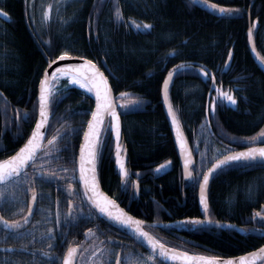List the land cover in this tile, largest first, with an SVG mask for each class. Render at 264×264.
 I'll return each instance as SVG.
<instances>
[{
	"label": "trees",
	"instance_id": "obj_1",
	"mask_svg": "<svg viewBox=\"0 0 264 264\" xmlns=\"http://www.w3.org/2000/svg\"><path fill=\"white\" fill-rule=\"evenodd\" d=\"M208 1L240 11L214 16L188 0H0V161L21 146L33 126L39 80L48 60L64 52L85 56L105 72L115 99L124 101L122 138L133 168L148 173L156 164L170 161L168 174L158 179L161 191L154 182L153 195L168 196L165 205L176 216L198 215V183L186 181L181 192V167L162 108L161 85L168 71L185 66L170 84L169 100L196 157L193 178L199 179L206 166L225 151L223 143L241 148L240 142L231 140H251L264 128V74L247 46L251 28L264 59V0ZM145 24L151 28H144ZM230 50L232 59L225 67ZM201 68L215 74V91L211 78L205 80L199 74ZM65 84L60 80L52 87L48 134L55 140L37 162L68 178L56 179V184L36 182L33 221L18 233L23 235L22 243L10 240L9 249L0 232V264H60L66 247L81 244L84 230L94 220L95 214L78 193L72 218H66L64 190L75 179V158L93 99ZM225 93L236 99L234 107L222 98ZM210 97H221L214 115L209 110ZM22 112L29 113L27 122L19 118ZM18 129L22 136L17 135ZM101 141V147L106 145L111 151L110 133L103 131ZM101 175L103 183L113 188L115 177L107 163ZM27 187L25 191L13 188L12 198L0 200L4 217L22 216ZM208 202L211 218L246 230H263L264 220L253 221L252 216L264 205V163L233 164L214 176ZM137 203L129 212L139 216L160 208L148 196ZM154 236L167 246L216 257L242 254L264 244V236L215 228L185 232L157 228ZM46 251L49 259L41 255Z\"/></svg>",
	"mask_w": 264,
	"mask_h": 264
},
{
	"label": "snow or ice",
	"instance_id": "obj_2",
	"mask_svg": "<svg viewBox=\"0 0 264 264\" xmlns=\"http://www.w3.org/2000/svg\"><path fill=\"white\" fill-rule=\"evenodd\" d=\"M221 13H229L232 14L234 12H239V9H218ZM6 15V13H5ZM135 27L139 28V25H135ZM144 28H151V25L145 24ZM249 38L251 39L252 30L249 29ZM68 58V53L64 52L62 55L57 56L55 60L51 61L49 64V69L53 67V65H57L59 61H64ZM228 62L225 63V67H228L230 61L232 59L231 50L228 52ZM83 61L82 65L74 66L72 64L66 65L65 68L55 67L53 71V75L56 73H64V75L72 76L71 83L78 85L80 88L86 89L89 93L95 91V101L96 106L95 110L91 112V119L87 121V129L83 130V138L85 143L80 146V155H79V171H80V180L83 181L85 186V195H87V191H91L92 195L88 196L87 199L91 201V204L94 206L96 210L102 215H105L106 218L119 223L125 227H131L135 225V231L142 237L147 239V243L152 247L153 250L156 249L157 245H159L160 254L166 255L164 251V245L160 244L159 241H154L147 232L143 231L140 228V225L143 223L140 220H134L133 217L127 215L124 212V209L118 208L115 200L109 199L106 195L100 193L98 191L99 182L97 179V159L99 155H102V141H101V132L102 130L105 133H110L115 140V164L118 166V174L121 177L127 176L128 172L125 170V159L122 157L121 153L124 149L121 147V120L120 114L116 111V106L111 103L108 98V93L110 91L108 85V77L104 75V72L97 67L96 64L93 63L92 60H84L83 57L80 58ZM87 66L91 69L90 76H82L76 75L74 72L67 71L66 69H73L74 67H83ZM191 68V66H188ZM185 66L183 64L177 65L173 71H168L167 76L163 78L162 81V92L164 102L167 105L168 111L167 115L170 117L172 128L175 130L177 128V119L175 114L172 111V106L168 104L169 98V88L170 84L174 78V76L180 71L184 70ZM195 70V69H193ZM199 74L207 80L209 77L213 82L212 91H215V82L216 76L215 74L208 73L205 69L201 68L198 70ZM47 73L48 69H45L44 78L39 80V119L35 123V130L32 132L31 137L28 139L27 143L19 148V151L12 157H10V163L7 165L9 170L4 172L2 169L4 165H0V181H8L13 178H20L21 176L27 177L26 169L28 167H32L36 170V161L40 159L37 155V150L40 149V144L37 142V138H43L44 132L47 131L45 125L48 123V112L46 111L48 105V89L46 87L47 84ZM111 75V73H109ZM115 79V77H113ZM91 81V82H90ZM223 99H226L230 104L236 105L237 101L232 95L223 94ZM211 99L210 111L214 115L216 112V107L219 99L221 97H217L215 99ZM123 107V106H121ZM25 115H28L27 113ZM105 117H108V123H105ZM43 130V131H41ZM74 132L80 131L79 129H74ZM17 135L22 136V132L18 129ZM177 143L180 145L181 150L184 148V143L181 140L179 133L177 131L176 137ZM239 139L233 138L231 143H238ZM100 149V151H98ZM261 163H264V148H249L245 152L231 153L228 155H224L222 159H216L214 163H212L211 167L207 169L206 172L203 173L202 181L198 178H193L192 173H188V177L192 179L193 183L199 184V203L202 206V214L205 216V220L200 219H191L185 220L184 223L194 224V225H202L204 223H211L212 221L207 219V214L209 212V202H208V188L210 183V178L218 175L220 172L226 170L231 167L233 164H241L242 166H250L257 162V160ZM190 163V161H185V166ZM167 165H160L156 171H161ZM37 175L42 179H50V177L44 176L42 172H38ZM29 182H31V178H28ZM138 188V182H135ZM122 189L127 190V185L122 184ZM33 201L36 200V195L33 193L32 196ZM113 208H118L117 211H112ZM32 209L29 208V213H31ZM91 214V213H90ZM25 223L28 222V218L25 217ZM6 227L11 228H19L21 225L19 223L8 224L6 221L4 222ZM172 259L180 260L183 259L185 264H192L193 261L202 262V264H219L217 258H207V257H192L189 256L186 252L182 254V256H173ZM64 264H70L69 260L65 259ZM224 264H233L232 261H225ZM243 264V260L241 261Z\"/></svg>",
	"mask_w": 264,
	"mask_h": 264
},
{
	"label": "water",
	"instance_id": "obj_3",
	"mask_svg": "<svg viewBox=\"0 0 264 264\" xmlns=\"http://www.w3.org/2000/svg\"><path fill=\"white\" fill-rule=\"evenodd\" d=\"M188 1L191 2L194 6L198 7L199 9H201V10L207 12V13H210V14H212L214 16H233V13L232 14H229L227 12L221 13L218 9L219 8H223V7L218 6V5L214 4V3H211V2H209L207 0H188ZM248 33H249V29H248V32H247V46H248V49H249V53H250L251 58L253 59L254 63L256 64L257 68L264 74V59L261 57V55L258 53V51L256 49L253 34H252L251 39H250ZM60 55H62V54H60ZM60 55H58V56H60ZM81 57H83L84 60H92V59L87 58L85 56L73 55V54H69L68 53V58L67 59H65L64 61H59L57 63V65H53V67L51 69H49V64H51V61L55 60L56 57L54 59H52V60H48V62H47V66L45 67V69H48L46 87L48 89L47 95H48L49 99H48V105H47L46 111L48 112L49 119H48V123L45 125V127L47 128V131L44 132L43 138H39V137L37 138V142L40 144V149L37 150V155L39 153H41V151L43 149H45L48 145H50L55 140V138H53V139L49 140L47 143H45V140L47 138L49 120H50V109H49L50 88H51L50 87V83L55 78V76L52 73L55 70V67L65 68L66 65H68V64H72L74 66L82 65L83 61L80 59ZM93 63L96 64L98 68H100L99 65L95 61H93ZM45 69L43 70L41 78H44ZM73 69L77 70V72L80 75H82V76H90V74H91V69L89 67H87V66L78 67V68L74 67ZM100 70L103 71L101 68H100ZM171 71H173V70H171ZM104 75L107 76L105 74V72H104ZM166 76H167V74H166ZM108 85H109V89H110V91L108 93V98L111 101V103H113L116 106V111L120 114V112L125 109L124 101L123 100H115L114 93H113L111 84L109 82V79H108ZM91 93L93 95V108H92V111H94L95 110V106H96L95 91H93ZM36 102H37V112H36V117H35L34 124H33L32 128H31V131L29 132L27 138L21 144L20 147H23L27 143L28 139L31 137L32 132L35 130V123L39 119V86H38V91H37V96H36ZM161 103H162L163 112L165 114V117L167 119L170 131H171V135H172V138H173L174 146L176 148V153H177V156H178V159H179V163H180V166H181V169H182L183 177L186 180H190V178L188 177V173H191V167L195 163V158H194L193 152H192V150L190 148L188 139H187V137H186V135L184 133L183 127H182V125H181V123H180V121H179V119H178L173 107H172V111L175 114L176 119H177V128L175 130L172 128L170 117L167 115L168 108H167V105L165 104L164 98H163L162 85H161ZM168 104H170L172 106L169 98H168ZM121 106H123V107H121ZM26 113L28 115H25ZM26 113H23L22 116H21L23 121H27V118L29 116V113L28 112H26ZM89 119H91V113H90V116H89L88 120ZM107 120H108V117H105V123H106ZM120 120H121V116H120ZM86 129H87V123L85 125L84 130H86ZM41 131H43V130H41ZM177 131L179 133V136H180L181 140L184 143L183 150H181L180 145L177 143V140H176ZM101 134H102V132H101ZM111 138L113 140V147H114V150H115V140H114V137L112 135H111ZM263 142H264V129L260 133H258L251 141H249V142L245 141L244 144L246 146L244 148L225 153V154L221 155L220 157H218L217 159H222L224 155H228V154H231V153L245 152L249 148H255V149L264 148V143ZM83 143H85V141H84L83 133H82V136H81V139H80V143H79V146H78V150H77L76 160H75L76 175H77V180H78V183H79V186H80V190H81L82 195H83L87 205L89 206V208L100 219L105 220L110 225H112L114 228L120 230L122 233H124L127 236L131 237L137 244H139L141 247H143L146 251H148L154 258L159 260L161 263H163V264H185V261L183 259L174 260V259H172V257L173 256H177V255L182 256V254L185 253L186 251H183V250H180V249H177V248H173V247H169V246L164 245V251L166 252V255H161L160 254L159 245H157L156 249L153 250L152 247L147 243V239L142 237V236H140L135 231V225H133L131 227H125L123 225H120L119 223H116V222L106 218L105 215L100 214L98 212V210H96L94 208V206L91 204V201H89L87 199V197L92 195V193H91V191H87V195H85V192H86L85 186L83 184V181L80 180L79 155H80V146ZM121 147L123 148L122 123H121ZM19 148L14 153H12L10 156H8L7 158H5L2 161H0V165H4V167L2 169L4 172H7L9 170L7 165L10 163V157L14 156L19 151ZM121 155H122V157L124 159H126V152L125 151L123 153H121ZM114 156H115V153H114ZM185 161H190V163H188L187 166H185ZM214 162H215V160L212 163H214ZM257 162H260L259 159L257 160ZM212 163L206 168V170L204 172H206L207 169L211 167ZM115 168H116V170L118 172V166L116 164H115ZM39 172H42L44 174V176H47V177H50V178H52L54 176L50 172H45V171H39ZM37 173L35 174V177L36 178H40L37 175ZM96 175H97V172H96ZM125 177H127V176L121 177V180H123ZM202 177H203V174H202V176L200 178L201 181H202ZM60 178L65 179V177H60ZM13 179H11V180H13ZM97 179H98V176H97ZM212 179H213V177L210 178V182H211ZM11 180L0 181V185L5 184V183H7V182H9ZM98 182H99V179H98ZM74 191H75V187L73 185H69V187L66 189L65 193H66L67 196L72 197ZM98 191L100 193L106 195L109 199L114 200L112 197H110L103 190V188L101 187L100 182H99ZM136 191H137V188H136ZM33 193H35V195H36V200L35 201H33V199H32ZM207 195H208V193H207ZM197 203H198V208H199V211H200L202 217L201 218H191V219L205 220V216L202 214V211H203L202 206L199 203V184H198V187H197ZM116 204L118 205V208L124 209L123 207H121L117 203V201H116ZM36 205H37V194H36L35 191H32L30 193L29 197H28L27 210H26V213H25L24 217L21 220L10 221V220L6 219L5 217H3L1 215V213H0V228H2L3 230H5L7 232H13V233L19 232V231L25 229L32 222V219H33V216H34V213H35V210H36ZM30 207L32 209L31 213H29V208ZM118 208H113L112 211L115 212V211L118 210ZM72 211H73V202H72V200H70L68 202V210H67V216L69 218H70V216L72 214ZM124 212L127 215L133 217L134 220L142 221L141 219H138V218L134 217L133 215H131L125 209H124ZM261 212L264 213V206L261 207ZM25 217L28 218V222L27 223L24 222ZM258 217H261V218L263 217L264 218V215L263 214L260 215L258 213L255 216H253V219L258 218ZM191 219H189V220H191ZM207 219L211 220L212 222L211 223H207L206 222V223H204L202 225H194L193 224L192 227L193 228L194 227L217 228V229H223V230H232V231H235V232H237L239 234H242V235L253 234V235H257V236H264V230L263 231H259V230H256V229L245 230L240 225L235 224V223L226 222V221H219V220H212V219L209 218V214H207ZM185 220H187V219L176 220V221H167V222H161V221H159V222H146V221H142L143 223L140 225V228H142L143 231L147 232L149 234V236L154 241H157L144 228V226H154V227H159L161 229H177V230H180L182 228H184V229L186 228L185 227V223L183 222ZM5 221L8 224L19 223L21 225V227H19V228L6 227L5 223H4ZM89 233L90 232L87 231L85 234L88 235ZM79 252H80V247L78 245H76V244L75 245H69L66 248V250H65V252H64V254L62 256L60 264H64V260L65 259L69 260L70 264H77ZM186 253L189 256H192V257H207V258L215 257V258L218 259L219 264H224L225 261H232L233 264H241L242 260H243V264H259V263L264 261V244L260 245L259 247L255 248V249H252V250H250L248 252H245V253H242V254H238V255H234V256H228V257L205 256V255H199V254L190 253V252H186ZM192 264H202V262L193 261Z\"/></svg>",
	"mask_w": 264,
	"mask_h": 264
},
{
	"label": "flooded vegetation",
	"instance_id": "obj_4",
	"mask_svg": "<svg viewBox=\"0 0 264 264\" xmlns=\"http://www.w3.org/2000/svg\"><path fill=\"white\" fill-rule=\"evenodd\" d=\"M24 122H27V121H24ZM226 146L228 147L227 151L234 150V149L229 148L228 144ZM243 147L245 146L242 145L241 148ZM123 149L125 152L127 151V148L125 147V145L123 146ZM237 149H240V148H237ZM98 151H100V149H98ZM114 153H115V150L113 147V143H112L111 151H110V148H107L106 150V145L102 146V155H99L97 159L98 179L101 184V187L108 192L107 194L110 197H112L115 201H117L128 212L130 210L132 211L133 206H136V204H138L137 202L139 201V198L142 199L146 196L153 199L160 206V208L155 206V208H153L151 211H147L146 213L141 212L140 216L129 212L134 217L139 218L146 222H152V221L167 222V221H176V220H182V219L199 218L202 216L200 212L198 215L189 216V215L184 214L181 216H176L167 207V205H165V202L169 201L168 196L163 197V194H161L160 197H157L156 195L155 196L153 195L152 190L154 189L153 188L154 182H156L155 184L158 185L159 190L161 191L162 185L158 183V179L168 174L169 170L172 167V164L170 161H165V162L156 164L155 168L153 167V171L151 169V171L148 173H139L137 169L133 168L129 160V157L127 156V153H126L125 170L128 172V175L123 180H121V177L115 168ZM105 163H107V165L110 168L111 173L115 177V185L113 188L107 182L103 183V180H102V175H101L102 167ZM160 165H167V167H164L161 171H156V169ZM36 170H47V169L44 165H41L38 162H36ZM36 170H34L32 167H29L28 170L26 171L28 176L31 174L29 176L31 178V182L28 183V185L30 184L31 187L34 184V181H35V184L37 181H39V180L36 181V177H34L35 175H33ZM50 172L54 173V171H50ZM48 180L50 183L56 184L55 183L56 179L54 177ZM135 182H138V188ZM181 182H182L181 192H183L184 187H185V181L183 180V178ZM7 184H10V182ZM122 184L127 185L126 191L122 189L121 187ZM78 188H79V185H78ZM136 188H137V191H136ZM90 212L92 211L90 210ZM156 214H158L161 217L159 220L148 218V217L154 218L156 217ZM66 218L68 221H70L72 217L69 218L66 213ZM10 220L13 221L14 219H10ZM260 220H264V219H260ZM185 225L187 226V229L182 228L180 230H177V229H172V230H174V232H181V231L185 232V231H193L195 228H197L195 227L194 229H192L193 228L192 224H189V223H185ZM144 228L153 235L154 233L157 232V227L144 226ZM198 228H203V227H198ZM24 230L13 233V232H7L3 230L2 228H0V232H3L4 234L2 238L5 239V242L7 244L6 246L7 249L11 247V244L9 243L10 240L18 239L19 244L22 243L23 235L22 234L20 235L18 233H21ZM87 231L90 232L88 235L85 234ZM74 244L78 245L81 248L79 256L81 252H86L91 249H94L88 258L87 264H94L93 259L95 257L99 258L100 264H117V263L124 264L126 258H129L130 262H134L136 258H139L142 254H146L145 252L138 251V249L136 248L134 250V245L135 246H138V245L130 237L123 234L118 229L114 228L112 225H110L105 220L98 218L97 215L94 216V220L92 221L90 226L86 230H84L82 243L81 244L74 243ZM70 245H73V244H70ZM0 249H1V243H0ZM38 252L39 251H37V253ZM41 255L44 259H49L51 256L48 251L42 253Z\"/></svg>",
	"mask_w": 264,
	"mask_h": 264
},
{
	"label": "rangeland",
	"instance_id": "obj_5",
	"mask_svg": "<svg viewBox=\"0 0 264 264\" xmlns=\"http://www.w3.org/2000/svg\"><path fill=\"white\" fill-rule=\"evenodd\" d=\"M60 80H62V78L55 77V80H53L54 83H53L52 87L53 88L56 87V85L58 84V82ZM63 80H65V83H66L65 85H68L67 80L65 78ZM69 85H70V83H69ZM216 151L220 152L219 149H217ZM29 176L27 175L28 178H30ZM28 178L21 176L20 178L15 179L14 182H11L10 184L1 185L0 186V200L1 199H9L14 193L12 190L13 188L19 187L21 191L22 190L25 191V188L29 183ZM24 185H25V188L23 187ZM65 210H66V208H65ZM93 250L94 249H91V250L86 251V252H81L79 259L77 261V264H87L88 258H89L90 254ZM93 260H94V264H100L98 257H95ZM124 264H155V263H154V259L152 258V256L146 253V254H142L139 258H136V260H134V262H130L129 258H126Z\"/></svg>",
	"mask_w": 264,
	"mask_h": 264
},
{
	"label": "bare ground",
	"instance_id": "obj_6",
	"mask_svg": "<svg viewBox=\"0 0 264 264\" xmlns=\"http://www.w3.org/2000/svg\"><path fill=\"white\" fill-rule=\"evenodd\" d=\"M67 71H71V72H74L76 75H80L78 72H77V70H75V69H66ZM55 77H60V78H65L66 80H68V84L70 83V85H72V87H76V88H79V89H81V90H83V91H85V92H88L86 89H83V88H80L78 85H76V84H72L71 83V80H72V76H69V75H64V73H56L55 75H54ZM54 80V79H53ZM53 80H52V82H53ZM52 82L50 83V87H51V84H52ZM246 141H251V140H246ZM245 142V141H244Z\"/></svg>",
	"mask_w": 264,
	"mask_h": 264
}]
</instances>
